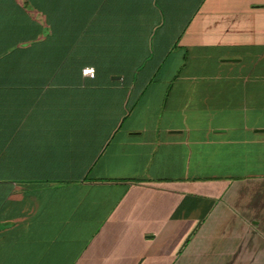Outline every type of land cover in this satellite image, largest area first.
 Instances as JSON below:
<instances>
[{"label":"crops","instance_id":"crops-1","mask_svg":"<svg viewBox=\"0 0 264 264\" xmlns=\"http://www.w3.org/2000/svg\"><path fill=\"white\" fill-rule=\"evenodd\" d=\"M0 264H264V0H0Z\"/></svg>","mask_w":264,"mask_h":264},{"label":"built area","instance_id":"built-area-1","mask_svg":"<svg viewBox=\"0 0 264 264\" xmlns=\"http://www.w3.org/2000/svg\"><path fill=\"white\" fill-rule=\"evenodd\" d=\"M83 75H87L90 77L94 76V70L92 68H85L84 70H82Z\"/></svg>","mask_w":264,"mask_h":264}]
</instances>
